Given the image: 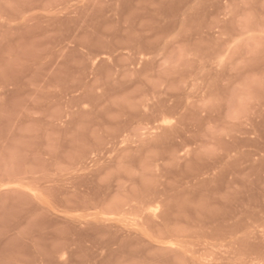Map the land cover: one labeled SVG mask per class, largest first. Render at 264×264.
Returning a JSON list of instances; mask_svg holds the SVG:
<instances>
[{
	"label": "rangeland",
	"instance_id": "rangeland-1",
	"mask_svg": "<svg viewBox=\"0 0 264 264\" xmlns=\"http://www.w3.org/2000/svg\"><path fill=\"white\" fill-rule=\"evenodd\" d=\"M0 264H264V0H0Z\"/></svg>",
	"mask_w": 264,
	"mask_h": 264
}]
</instances>
